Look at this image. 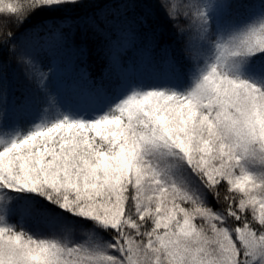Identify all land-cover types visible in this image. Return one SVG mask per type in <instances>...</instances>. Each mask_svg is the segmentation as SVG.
I'll list each match as a JSON object with an SVG mask.
<instances>
[{"label":"snow or ice","instance_id":"obj_1","mask_svg":"<svg viewBox=\"0 0 264 264\" xmlns=\"http://www.w3.org/2000/svg\"><path fill=\"white\" fill-rule=\"evenodd\" d=\"M0 264H264V0H0Z\"/></svg>","mask_w":264,"mask_h":264},{"label":"rangeland","instance_id":"obj_2","mask_svg":"<svg viewBox=\"0 0 264 264\" xmlns=\"http://www.w3.org/2000/svg\"><path fill=\"white\" fill-rule=\"evenodd\" d=\"M184 1L189 2V0H181V2H183V3H184ZM193 35H194V33H193ZM10 74L12 76V82L14 85L13 91H16L20 94V92H22L25 89V87H27V86L24 84L22 76L20 75L19 70L16 68V66H14L10 69ZM15 95L18 96L17 93ZM28 225H30L32 227H36L37 229L48 230L44 224L37 223L35 221L30 222Z\"/></svg>","mask_w":264,"mask_h":264},{"label":"trees","instance_id":"obj_3","mask_svg":"<svg viewBox=\"0 0 264 264\" xmlns=\"http://www.w3.org/2000/svg\"><path fill=\"white\" fill-rule=\"evenodd\" d=\"M192 2H195V0H192ZM184 3H187V2H185L184 1ZM39 19H40V17H35V18H33V20L31 21V23L32 24H35V23H37L38 21H39ZM15 66V62L14 61H12V67H14ZM15 94L17 93V95L19 96V93L18 92H16V91H13ZM28 227H30L33 231H48V230H45V229H37L36 227H32V226H30V225H28Z\"/></svg>","mask_w":264,"mask_h":264}]
</instances>
